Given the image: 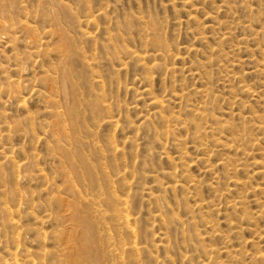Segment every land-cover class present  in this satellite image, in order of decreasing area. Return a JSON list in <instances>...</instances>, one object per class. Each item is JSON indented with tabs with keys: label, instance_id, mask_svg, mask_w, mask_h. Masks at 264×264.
<instances>
[{
	"label": "rangeland",
	"instance_id": "rangeland-1",
	"mask_svg": "<svg viewBox=\"0 0 264 264\" xmlns=\"http://www.w3.org/2000/svg\"><path fill=\"white\" fill-rule=\"evenodd\" d=\"M12 253L264 264V0H0Z\"/></svg>",
	"mask_w": 264,
	"mask_h": 264
},
{
	"label": "bare ground",
	"instance_id": "bare-ground-1",
	"mask_svg": "<svg viewBox=\"0 0 264 264\" xmlns=\"http://www.w3.org/2000/svg\"><path fill=\"white\" fill-rule=\"evenodd\" d=\"M4 152V151H3ZM6 154V153H5ZM39 170V169H38ZM240 200V199H239ZM211 206V205H210ZM236 207V206H235ZM4 209H6V211L8 212L9 211V209H8V207H7V205H5L4 206ZM122 212V211H121ZM12 217V216H11ZM119 217V219L120 220H122L124 223H128V217L125 215V214H123V213H120V215L118 216ZM13 219V218H12ZM11 220V219H10ZM12 221V220H11ZM14 224V223H13ZM14 226V225H13ZM14 238V237H13ZM7 251V250H6ZM113 251V250H112ZM9 252H12L11 250H9ZM13 254L14 253H12V255H11V261H12V259L14 260L13 262H12V264H20L19 262H18V260H17V258H16V255L15 256H13ZM42 254H43V252H42ZM114 254V253H113ZM41 255V254H40ZM1 257V256H0ZM14 257V258H13ZM212 257H214V256H212ZM3 260L5 261V259L3 258ZM8 260V259H7ZM10 260H8L9 262H10ZM34 260V259H33ZM1 261H2V258H1ZM28 261H31L30 259H28ZM215 261V260H214ZM30 263V262H29ZM31 263H32V261H31ZM2 264V263H1ZM6 264V263H5ZM8 264V263H7Z\"/></svg>",
	"mask_w": 264,
	"mask_h": 264
}]
</instances>
